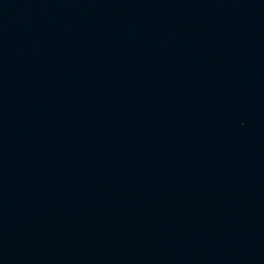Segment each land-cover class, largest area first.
Returning a JSON list of instances; mask_svg holds the SVG:
<instances>
[{
  "label": "water",
  "instance_id": "obj_1",
  "mask_svg": "<svg viewBox=\"0 0 264 264\" xmlns=\"http://www.w3.org/2000/svg\"><path fill=\"white\" fill-rule=\"evenodd\" d=\"M0 264H264V0H0Z\"/></svg>",
  "mask_w": 264,
  "mask_h": 264
}]
</instances>
